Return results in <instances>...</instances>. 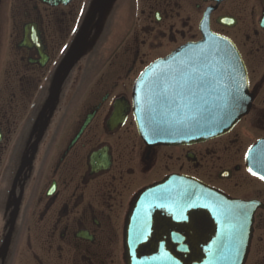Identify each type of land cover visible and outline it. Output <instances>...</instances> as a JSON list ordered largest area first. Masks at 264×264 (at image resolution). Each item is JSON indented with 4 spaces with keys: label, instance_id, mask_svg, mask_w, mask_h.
Here are the masks:
<instances>
[{
    "label": "flooded vegetation",
    "instance_id": "1",
    "mask_svg": "<svg viewBox=\"0 0 264 264\" xmlns=\"http://www.w3.org/2000/svg\"><path fill=\"white\" fill-rule=\"evenodd\" d=\"M96 4L0 0V264H238L241 251V264H264V0ZM206 31L239 58L217 72L244 78L246 116L197 144H147L137 80ZM172 181L227 203L189 204ZM164 182V202H148Z\"/></svg>",
    "mask_w": 264,
    "mask_h": 264
},
{
    "label": "water",
    "instance_id": "2",
    "mask_svg": "<svg viewBox=\"0 0 264 264\" xmlns=\"http://www.w3.org/2000/svg\"><path fill=\"white\" fill-rule=\"evenodd\" d=\"M96 2L95 10L97 11L105 8L109 0H96ZM90 22L91 20L83 29L74 49L63 63L62 72H66L73 60L81 53ZM226 60L230 61L231 67H234L232 62L235 60H238L239 63V58L231 43L206 31L203 33L201 42L184 46L166 59L150 66L137 80L133 90L135 117L142 139L149 145L197 144L226 134L241 118L246 116L251 98L245 92L244 78L226 80V78H221L217 72L218 69L225 67L224 61ZM187 62L189 70L193 67V62L197 68L204 69V74L213 82V86L198 90L201 94L197 97V106L189 105L188 109L185 108L186 111L181 112L176 108L170 107L169 109L168 105L160 103L158 98L165 86H169L170 83L173 85L176 82L181 74L179 69L186 67ZM239 65L241 64H238L237 67ZM170 76H172L171 82L168 81ZM61 80V77L57 76L52 89L53 94L58 91ZM240 85L242 87L239 88V92H236V88ZM238 96L243 98L236 99ZM261 147L262 143L260 142L250 150L248 155H259ZM169 186L170 182H164L147 190L145 195L153 196V200L148 202H164L156 201L155 198L166 196L165 189ZM172 186L180 188L184 195L186 194L189 204L227 203L223 200L218 201L216 197L214 198L211 193L195 182H182L176 185V182L172 181ZM136 203H140V200H137ZM229 204L236 207V212H242V206L238 203L231 202ZM241 253L242 251L236 258L238 264L242 263ZM154 262L143 261L142 264H154Z\"/></svg>",
    "mask_w": 264,
    "mask_h": 264
},
{
    "label": "snow or ice",
    "instance_id": "3",
    "mask_svg": "<svg viewBox=\"0 0 264 264\" xmlns=\"http://www.w3.org/2000/svg\"><path fill=\"white\" fill-rule=\"evenodd\" d=\"M212 86L213 82L205 74L198 72L195 62H193V67L190 70L183 71L176 82L170 86L171 92L168 88H165L158 99L164 105L176 104L179 106L180 102H185L186 105L195 107L197 106L198 90L211 88ZM240 87L242 85L236 88V92H239ZM242 98L239 96L236 97V99ZM252 174L255 175L254 172ZM260 178L264 179V176Z\"/></svg>",
    "mask_w": 264,
    "mask_h": 264
}]
</instances>
